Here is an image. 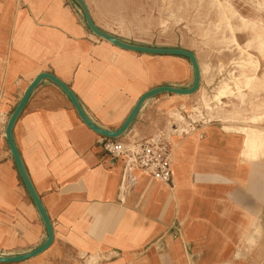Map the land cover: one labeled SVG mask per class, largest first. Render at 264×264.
<instances>
[{"label": "crops", "instance_id": "1", "mask_svg": "<svg viewBox=\"0 0 264 264\" xmlns=\"http://www.w3.org/2000/svg\"><path fill=\"white\" fill-rule=\"evenodd\" d=\"M79 12L74 0H0V255L28 252L47 238L5 135L7 120L34 77L43 71L55 75L73 92L93 123L111 130L123 123L138 97L151 88L134 83L126 74L128 69L140 75L123 63L114 61L130 89L124 83L115 87L113 78L94 73V48L99 45ZM114 55L115 50L111 57ZM199 68L201 81L204 68L200 64ZM171 81L175 82L158 85L188 87L192 83ZM200 89L201 85L195 93ZM184 96L162 92L146 99L120 139L127 140L134 133L142 135L136 138L140 140L151 136L157 102ZM168 113L178 123L176 136L185 133L176 139L172 185L150 180L137 170V176L131 174L137 182L126 192L129 182L121 179L122 158H110L101 150L103 136L81 120L57 84L43 78L16 117L11 134L48 215L53 237L36 255L0 264H87L89 259H94L90 264H159L161 255H155L151 248L140 258L137 251L154 240H165L175 219L187 212L193 218L184 226L185 235L191 221L196 222L197 232L190 239H170H176L179 248L171 255L167 244L166 264H189L186 256L192 258L198 252L204 261L208 253L201 257V238L207 235L210 252L212 232L219 230L224 221L221 214L225 213L227 220L221 223L220 232L225 231L223 235L229 234L225 238L234 242L225 261L240 252L235 245L250 221L261 226L257 246L246 253V264H253L264 253V156L256 161L264 151L245 162L241 160L243 134L233 132L240 134L239 139L225 132L222 125L228 123L207 127L202 136L204 126L197 124V132L189 135L177 117L182 114L172 109ZM262 121L251 122V126L264 129ZM172 187L174 192L169 190ZM197 216L210 219L208 225L215 229L207 232V224Z\"/></svg>", "mask_w": 264, "mask_h": 264}, {"label": "rangeland", "instance_id": "2", "mask_svg": "<svg viewBox=\"0 0 264 264\" xmlns=\"http://www.w3.org/2000/svg\"><path fill=\"white\" fill-rule=\"evenodd\" d=\"M86 1L95 21L103 30L128 43L156 47H179L191 50L195 53L199 64L204 68L199 83V86L201 85L199 92L176 100L164 97L156 104L158 108L156 107L157 115L154 120L155 130L151 132V135L163 132L168 136L172 144L171 166L176 139L183 137L185 133L176 136L178 130L174 131L173 129L178 127V123L173 120V117L168 113V109L179 111L186 118L187 122L182 121L189 135L197 132L195 129L197 124L203 125L204 127L200 131L201 136L203 130L207 127L221 126L223 123L242 126L251 125L256 121L251 119L252 115L260 112L264 114V51L259 50V47L256 48V45H258L257 35L261 33V37L264 38V0H221L224 3H230L238 13L254 20V26L252 24H250L251 26H243L236 17L231 18L232 23L230 26L226 24V21L222 18V10L216 6V0ZM79 9V15L82 16L80 6ZM235 33H237V39L234 37ZM92 38L99 45L94 48V73L109 79L113 78L111 82L115 87L124 83V87L130 89L126 81L124 82L123 76L125 74L115 66L114 58L111 57L115 49L99 37L94 36ZM164 57L167 56L156 58L162 59ZM241 69L255 80L250 89L243 84V76L240 74ZM183 73V78L176 83L188 84L192 81V67L184 66ZM127 75L134 80V83L142 84L146 89L161 82H175L170 79L154 81L148 75H145L143 79L132 74L129 70ZM221 77H225L231 86L236 83L238 87H232V90L225 97H222L220 102L212 101L209 107H203L201 104L202 96L210 94L212 87ZM261 125L264 127V120ZM228 134L237 135L240 139V134L233 132ZM141 137L142 135H137V133L128 136L129 139ZM263 156L257 158L256 161L262 160ZM241 160L245 162L253 161L242 157ZM136 171L132 175L137 176ZM149 179L152 180L150 177ZM134 182L126 187L127 189H124V191L130 190L137 181ZM169 190L174 192L173 187ZM225 214H221L220 219L227 220ZM197 217L201 222L207 224L204 226L207 232L215 229L208 225L210 219L202 216ZM189 218H193V216L187 212L181 218L175 219L171 228L172 232L166 234L165 240L150 242V244L137 251V257H142L147 248H151L155 255H161L158 263L166 264L164 255L166 254L167 244L168 253L171 255H174L179 248L176 239L171 241L170 239L177 237L182 240L184 236L185 239H190L191 234L197 232L196 222L191 221L186 227L185 235L184 226ZM221 223L218 225L219 230L212 232L210 252H208L209 241L207 235L204 234L201 238L203 248L201 257L204 253H208L204 261L199 258L200 253L198 252L192 258L186 256L189 264H230L232 261L246 264V253H250L257 246L256 241L260 235L261 226L250 221L246 233L247 236L252 238V241H248L246 238L239 241L237 248L241 252L240 255L232 257L230 261H225L224 259H227L232 253L234 242L231 238H225V235L229 236V234H222L225 231L220 232ZM254 223L255 225L251 226ZM215 246L220 247L218 249ZM217 256H221V258ZM93 261L94 259H89L86 263L90 264ZM253 262V264H264V253Z\"/></svg>", "mask_w": 264, "mask_h": 264}, {"label": "water", "instance_id": "3", "mask_svg": "<svg viewBox=\"0 0 264 264\" xmlns=\"http://www.w3.org/2000/svg\"><path fill=\"white\" fill-rule=\"evenodd\" d=\"M74 1L80 6L82 13H83V16H84L85 23L88 26V28L91 30V32H93L99 38H103V39L111 42L112 44H114L120 48L126 49V50H131V51H135V52H150V53H158V54H175V55H180V56L187 58L189 63L191 64V67L193 70L192 83L188 87H179V86H172V85H168V84H162V85H158V86H155L153 88L146 90L145 92H143L138 97L134 106L131 108L130 112L126 116L123 123L117 129L111 130V129H105V128L97 126L95 123H93L86 116V114L83 112L77 98L75 97L73 92L69 89V87L64 82H62L59 78H57L55 75H53L50 72H45V71L39 72L34 77V79L31 81V83L27 86V88H26L24 94L22 95L21 99L19 100V102L17 103L15 108L12 110V112H11V114L7 120L6 126H5V135H6V139H7L9 148L11 150V154H12L13 160L15 162L16 168H17L18 173L20 175V178H21L27 192L31 196V198L35 204V207H36V209H37V211H38V213H39V215H40V217H41V219L45 225V228L47 231V238L44 240V242L42 244H40L39 246L33 248L32 250H30L28 252H24V253H20V254H14V255H10V256L0 255V262H17V261H21V260L27 259L29 257H32V256L36 255L37 253L43 251L51 243L52 237H53V231L51 228V224H50V220L48 218V215H47L44 207L42 206L41 201H40L37 193L35 192V190L33 188V185L31 184V182H30V180L26 174V171H25L24 166L21 162L19 154H18V152L15 148V145L13 143L12 134H11V129H12V126H13V123H14L16 117L18 116V114L22 110L23 106L25 105L31 91L35 88V86H37V84L43 78L50 79L51 81H53L55 84H57L66 93V95L71 100L73 106L77 110L79 117L89 128H91L93 131H95L99 135H101L103 137H108V138H118V137L122 136V134L127 130L128 126L130 125V123L132 122L134 117L136 116L139 108L141 107V105L143 104V102L146 99L153 97V96H155L159 93H162V92L176 93V94H192L199 87L200 68H199V63L197 61L196 55L193 51L185 49V48H179V47H156V46H147V45H140V44H133V43L125 42V41L119 39L118 37H116L115 35L102 30L101 28H99L95 24V22L91 18L88 6L84 0H74Z\"/></svg>", "mask_w": 264, "mask_h": 264}, {"label": "bare ground", "instance_id": "4", "mask_svg": "<svg viewBox=\"0 0 264 264\" xmlns=\"http://www.w3.org/2000/svg\"><path fill=\"white\" fill-rule=\"evenodd\" d=\"M216 6L222 10L221 11L222 15H223L222 18H224V20L226 21V24H228L229 26L232 23V21H231L232 17H236L238 19V21H240V24H242L243 26L250 25V24H252V26H254V24H255L254 20L249 19L248 17L238 13L235 9H233V7L230 3H224L221 0H216ZM219 13H220V11H219ZM66 14H68V13L66 12ZM242 25H241V27H242ZM247 27H249V26H247ZM93 35L95 37H98L94 33H93ZM261 35H262L261 33H260V35H257L258 45H256L257 46L256 48L259 47L260 48L259 50L264 51V38H262ZM234 37H235V35H234ZM101 39L105 43L109 44L110 46H112L115 49V55L113 56V58H114V61L116 62V64H118V63L122 64L123 63V64H125V67L129 66L131 69H134L135 71H137L136 74L138 73L141 78H145V75H148V77L150 79H153L155 81H159L162 79L181 80L184 76V73H183L184 66H186V65L190 66L191 65L189 63V61H187L188 60L187 58L180 56V55L158 54V53H150V52H137V53H135V51L126 50L123 48L120 49V47L112 44L111 42H109L103 38H101ZM236 39H235V41H236ZM253 41H255V40H253ZM158 56H159V58H161L163 56H167V57H164L162 59H158V58H156ZM125 71H127V69ZM240 74L243 76V84L246 86V88L250 89L251 86L254 84L255 80L253 79V77H250L242 69L240 70ZM254 78H256V77H254ZM153 87H155V86H153ZM153 87H151V88H153ZM232 87H234V88L238 87V84L235 83L234 85L231 86V84L229 83V81L225 77H221L220 79H218V82L212 87L211 93L205 94L202 96L201 104L203 105V107L207 108L210 106L212 101H219L220 102L221 98L225 97L226 94L232 90ZM172 94H176V93H172ZM178 95H190V94H178ZM177 117L181 120H184V118L181 115H177ZM251 119L260 122L264 119V114L260 112L258 114L252 115ZM222 128L225 132H241L243 134V150H242L243 158H246V159L247 158H256V156L258 154H261L264 151V129L263 128H260L258 126H251V125H245V126L239 127V126H233L230 124H223ZM133 172H132V174H133ZM246 231L247 230L245 229V231H244L243 235L240 237L239 241H241L244 238H246L248 241H252V238L250 236H247ZM239 241L236 243L237 246L239 244ZM240 253L241 252L236 251L234 253L233 257L239 256ZM236 262H238V261H232V262H230V264H235Z\"/></svg>", "mask_w": 264, "mask_h": 264}, {"label": "built area", "instance_id": "5", "mask_svg": "<svg viewBox=\"0 0 264 264\" xmlns=\"http://www.w3.org/2000/svg\"><path fill=\"white\" fill-rule=\"evenodd\" d=\"M100 146L110 158H122L121 179L127 174L128 186L135 181L131 175L134 170H140L152 180L172 185V144L165 133L158 132L141 140L102 137Z\"/></svg>", "mask_w": 264, "mask_h": 264}]
</instances>
